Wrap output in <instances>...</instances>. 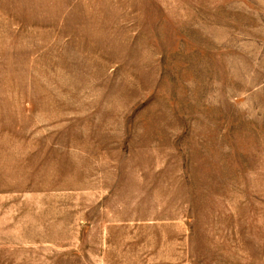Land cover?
<instances>
[{
  "label": "rangeland",
  "instance_id": "rangeland-1",
  "mask_svg": "<svg viewBox=\"0 0 264 264\" xmlns=\"http://www.w3.org/2000/svg\"><path fill=\"white\" fill-rule=\"evenodd\" d=\"M0 264H264V0H0Z\"/></svg>",
  "mask_w": 264,
  "mask_h": 264
}]
</instances>
